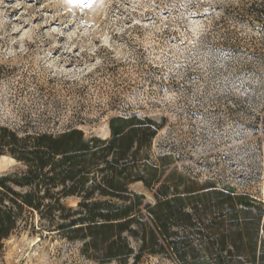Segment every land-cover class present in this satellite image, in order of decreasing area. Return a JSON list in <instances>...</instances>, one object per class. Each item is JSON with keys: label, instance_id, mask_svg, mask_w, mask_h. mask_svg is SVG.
<instances>
[{"label": "rangeland", "instance_id": "rangeland-1", "mask_svg": "<svg viewBox=\"0 0 264 264\" xmlns=\"http://www.w3.org/2000/svg\"><path fill=\"white\" fill-rule=\"evenodd\" d=\"M132 114L162 122L151 154L169 169L264 205V0H0V125L106 138ZM24 170L0 155V176ZM56 227L23 207L0 264H176L98 262Z\"/></svg>", "mask_w": 264, "mask_h": 264}, {"label": "trees", "instance_id": "trees-1", "mask_svg": "<svg viewBox=\"0 0 264 264\" xmlns=\"http://www.w3.org/2000/svg\"><path fill=\"white\" fill-rule=\"evenodd\" d=\"M162 125L150 116H114L106 138L76 127L20 135L0 125V155L25 165L20 177L0 176V251L28 207L102 263L149 254L176 264H264L263 203L169 169L167 154L153 157ZM137 182L153 201L131 189ZM65 197L78 201L65 206Z\"/></svg>", "mask_w": 264, "mask_h": 264}]
</instances>
